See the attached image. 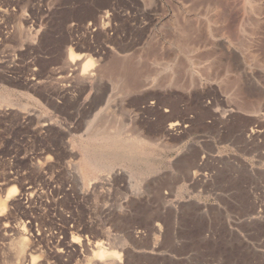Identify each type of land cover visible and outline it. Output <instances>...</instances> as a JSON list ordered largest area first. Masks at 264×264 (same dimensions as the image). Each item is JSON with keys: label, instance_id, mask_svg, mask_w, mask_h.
Segmentation results:
<instances>
[{"label": "rangeland", "instance_id": "374dc122", "mask_svg": "<svg viewBox=\"0 0 264 264\" xmlns=\"http://www.w3.org/2000/svg\"><path fill=\"white\" fill-rule=\"evenodd\" d=\"M11 189L0 264H264V0H0Z\"/></svg>", "mask_w": 264, "mask_h": 264}, {"label": "bare ground", "instance_id": "6f19581e", "mask_svg": "<svg viewBox=\"0 0 264 264\" xmlns=\"http://www.w3.org/2000/svg\"><path fill=\"white\" fill-rule=\"evenodd\" d=\"M87 65H88V63H86L84 65L83 72H85L87 70ZM171 127H173V125ZM15 191H16L15 189H11V190H8V192L4 196H0V215L5 212L6 208L8 207L9 199L11 198V195H13L15 193ZM17 242L18 243H16V245L18 244V246H17L18 250L16 251V255L18 256V254H19V256H20V255L24 254V252L26 250V248H25L26 247V239L25 238H21ZM118 254L116 252H114V251H111V250H108L106 248L101 247L94 253L95 258L94 257L93 258H94L95 261L99 262V261L105 260V259H107L109 257H116V255H118Z\"/></svg>", "mask_w": 264, "mask_h": 264}]
</instances>
